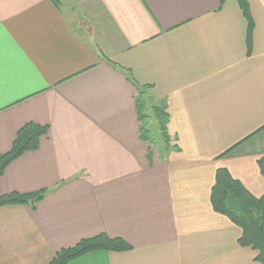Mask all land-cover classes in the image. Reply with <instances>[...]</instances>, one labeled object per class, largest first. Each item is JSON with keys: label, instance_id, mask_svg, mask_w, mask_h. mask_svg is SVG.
I'll list each match as a JSON object with an SVG mask.
<instances>
[{"label": "crops", "instance_id": "crops-1", "mask_svg": "<svg viewBox=\"0 0 264 264\" xmlns=\"http://www.w3.org/2000/svg\"><path fill=\"white\" fill-rule=\"evenodd\" d=\"M221 1L0 0V154L49 128L0 177V197L47 191L0 208V264H50L100 234L131 250L69 264H258L210 194L227 169L264 195V0H248L250 55L237 0ZM136 86L170 115L164 148L141 139Z\"/></svg>", "mask_w": 264, "mask_h": 264}, {"label": "trees", "instance_id": "trees-1", "mask_svg": "<svg viewBox=\"0 0 264 264\" xmlns=\"http://www.w3.org/2000/svg\"><path fill=\"white\" fill-rule=\"evenodd\" d=\"M226 1H221L219 9L223 8ZM237 3L246 21V44L248 55H250L253 49L255 21L248 0H237ZM113 65L118 67L116 64ZM120 69L131 83L137 84L130 70ZM137 88L139 97L136 101L140 111L141 122L140 136L143 141L155 144L154 136L144 124L147 118L144 114V104L143 102L141 103V100H138L150 87L142 86ZM153 112L157 124L164 137H166L165 143L168 144L169 137L166 133L170 115L165 108H155ZM48 132L49 128L47 126H40L34 123H28L20 129L13 143L12 150L6 154H0V177L10 164L24 154L38 151L41 139L47 136ZM227 154L229 152L221 156L224 157ZM258 165L260 173L264 177V159L259 160ZM46 195L47 191L44 190L30 194L13 193L2 196L0 197V208L27 206L32 210H36L37 205L45 199ZM210 203L215 213L226 217L240 229L239 246L255 251L257 253L256 262L264 264V195L259 198L254 197L239 180L232 177L227 169H218L215 175V183L211 189ZM129 250H131V246L124 240L119 238L112 239L106 234H100L94 238L82 240L74 247L61 250L50 264H69L76 259L96 252H127Z\"/></svg>", "mask_w": 264, "mask_h": 264}, {"label": "rangeland", "instance_id": "rangeland-1", "mask_svg": "<svg viewBox=\"0 0 264 264\" xmlns=\"http://www.w3.org/2000/svg\"><path fill=\"white\" fill-rule=\"evenodd\" d=\"M155 107L156 108H159V109H162L163 108L161 106H159V107L154 106V105H152V103L149 104V106H147V109H145V111H144V114L147 116V118L145 119V123L144 124L152 132V134L154 136V139L158 143V146L162 145V147L164 148L166 146V143H165L166 137H164V135H163V137L161 135L159 136L158 125H157V122L155 120L154 112H153V110L155 109ZM167 136H168V134H167ZM168 139L170 140V137Z\"/></svg>", "mask_w": 264, "mask_h": 264}]
</instances>
